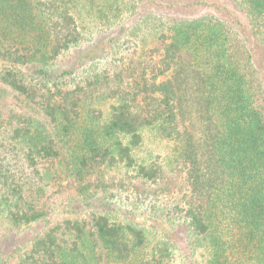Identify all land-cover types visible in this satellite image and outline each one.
<instances>
[{
  "label": "trees",
  "instance_id": "16d2710c",
  "mask_svg": "<svg viewBox=\"0 0 264 264\" xmlns=\"http://www.w3.org/2000/svg\"><path fill=\"white\" fill-rule=\"evenodd\" d=\"M198 7L230 19L180 16ZM251 43L264 0H0V264H264ZM148 131L185 194L142 156Z\"/></svg>",
  "mask_w": 264,
  "mask_h": 264
},
{
  "label": "rangeland",
  "instance_id": "374dc122",
  "mask_svg": "<svg viewBox=\"0 0 264 264\" xmlns=\"http://www.w3.org/2000/svg\"><path fill=\"white\" fill-rule=\"evenodd\" d=\"M164 2L166 3V1ZM156 13L162 16L166 15L170 17L172 15H176L173 10L164 9L163 7H157ZM205 14H213L220 18L230 19L227 15V12L216 11L213 8H208V7H198L195 9V11L193 10L190 13H182L180 16L197 17ZM242 22L243 24H245V21L242 20ZM251 46L253 49V54L257 66L261 71V75L264 80V47L261 45V48H259L255 46L253 43H251ZM144 139L145 142H144L142 156L148 154L151 158L157 157L162 168L163 178L161 184L165 188V192L169 194H177L179 196L185 194L186 185L183 180L184 174L178 168V166L175 165V163L174 164L170 163L171 161L170 158H172V155L174 154L172 149L173 145L170 142L160 141L156 139L153 133L149 131L144 134ZM135 185H136L135 187H138L137 184ZM129 190H131V188H129ZM70 193H72V188L70 187V183L64 182L61 184V186L50 188L46 194H47V198L49 197L50 201L53 202L55 207L56 208L58 207L61 211L63 210L61 205L63 203H67ZM4 233H5L4 228H0V237ZM8 264H15V260L13 259L10 260Z\"/></svg>",
  "mask_w": 264,
  "mask_h": 264
}]
</instances>
